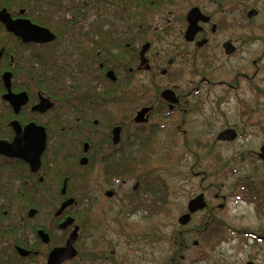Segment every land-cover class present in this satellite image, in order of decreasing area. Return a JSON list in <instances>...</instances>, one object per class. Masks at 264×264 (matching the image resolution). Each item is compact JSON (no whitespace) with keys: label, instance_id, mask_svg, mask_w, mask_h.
<instances>
[{"label":"flooded vegetation","instance_id":"flooded-vegetation-1","mask_svg":"<svg viewBox=\"0 0 264 264\" xmlns=\"http://www.w3.org/2000/svg\"><path fill=\"white\" fill-rule=\"evenodd\" d=\"M148 1L131 0L130 16L120 9L114 24L106 0H85L76 11L68 0L67 20L56 10H38L50 25L31 20L13 0H0L10 18L28 19L54 36L36 40L0 20V264H48L54 249H64L56 264H118L117 249L105 244L113 240L105 224L118 237L130 229L125 214L159 213L167 197L155 190L166 186L147 166L169 121L199 164L190 172L198 179L194 197L201 195L204 206L180 224L194 197L188 200L177 218L173 255L160 264H185L190 231L192 245L201 249L196 262L226 245L227 258L218 252L214 264H264V88L257 99L243 89L261 78L264 42L247 66L231 67L230 74L218 68L224 57L249 53L230 17L241 13L247 23L259 8L252 0ZM204 103L213 104L219 118L211 143L252 141V130L261 134L255 149L227 159L231 165L223 170L217 154L202 165L196 148L209 143L192 136L206 115ZM171 129L163 133L168 138ZM226 130H233V139L219 138ZM172 143L167 139L162 157ZM193 217L197 225L187 230Z\"/></svg>","mask_w":264,"mask_h":264},{"label":"rangeland","instance_id":"rangeland-1","mask_svg":"<svg viewBox=\"0 0 264 264\" xmlns=\"http://www.w3.org/2000/svg\"><path fill=\"white\" fill-rule=\"evenodd\" d=\"M250 4L254 5L255 8H259V13L249 22L245 23L242 21L243 15L241 16V13L238 15L234 14L230 17V24L233 26L232 30L234 36H238L241 40L243 39L242 41L246 44L245 48H249V53L244 54L238 52L235 55H232L231 59L227 58L226 61L224 57L218 65V68H222V72L219 71L221 73L230 74L231 71L229 69L231 67L237 69L239 66H247V59H252L261 51V44L264 42V10L262 9L264 8V0H252ZM244 25L250 27V29L242 28ZM174 40H178L177 43L178 45L180 44L177 37H174ZM263 88L264 67L261 69V78L257 77L243 89L250 91L249 94L253 97L256 96L255 98L257 99L258 93ZM207 89L211 90L210 87ZM210 94L211 93H207L206 91L203 93L205 96ZM205 96H203L204 99H206ZM244 103H248V100ZM249 105L253 106L257 104L252 101ZM202 113H206V115L202 116L201 124L193 126L191 132L193 138L196 137L200 140L202 139L204 143L210 144V147L208 144L203 148H196L198 150V156L201 155L202 157L203 155V158L200 161L203 162V166L211 164V161L216 160V157L214 156L217 154V158L219 156L218 159H222L219 161V165L221 166L225 163L223 166L224 168L220 167V169L223 170L226 168V165L228 167L231 165V163H228L227 159L245 155L247 151H252V149L257 147L258 142L260 141L258 140L257 142V137H261V134H258L256 130H252V134L254 133L253 135H255V137H252V141H244V139H240L238 142L229 145L224 143H211L210 141H213V138L218 131L216 122L219 118L214 117L216 114L213 112V104L209 105L204 103V105H202ZM165 125L167 126L164 130H161V135L158 137L157 144H155V152L151 156L147 167L154 169L156 171L155 176H158L160 183L164 182L166 186L165 189L163 187L159 190L156 189L155 195L159 191L158 196L166 193L167 198H165V203L161 202V204L157 206L158 209L156 211H159V213L156 212L151 214L147 210L144 211L140 209L134 214H125V219H123L122 222L126 223L130 229L123 230L118 237L113 235V232L115 231L113 226L108 225L106 222V233L112 237L113 240L110 242L105 241V244L107 245V250H109L110 247L112 249L114 247L117 249L118 264H160L165 262L169 256L171 257L173 255L171 252L175 250L173 236H175L180 229L177 223V218L185 212L188 200L194 197L197 193L198 179L193 177L190 170L198 169L199 164L194 162V157L189 156L185 147L182 146L183 142H181V135L178 134L177 130L171 129L173 128V122H165ZM166 129H171L170 138L163 134ZM242 131L245 132V130ZM174 132L177 134L175 135ZM167 139H170L173 143L167 148V156L162 157L161 155L165 150V142ZM187 146L193 148V144L189 142ZM230 179L231 178L228 177L222 180L225 186L229 185ZM165 190L166 192H164ZM226 192L227 189L223 188V193ZM197 222L198 218L193 217L187 226V230H192L197 225ZM127 239H129V241ZM152 239L156 241L153 246L150 244ZM195 239L196 236L192 234L191 231L187 233L188 250L183 253L185 255V264H214L218 252L223 254V258H227L228 247L222 245L224 250H207L205 252L206 258L202 261L196 262V257L201 249L200 246L194 247L192 245Z\"/></svg>","mask_w":264,"mask_h":264},{"label":"water","instance_id":"water-1","mask_svg":"<svg viewBox=\"0 0 264 264\" xmlns=\"http://www.w3.org/2000/svg\"><path fill=\"white\" fill-rule=\"evenodd\" d=\"M196 16H197V10L196 9L191 10L188 15V20L191 21L190 27H189L190 31H192L193 30L192 28L195 27L194 23H196V19H195ZM192 17L193 19H191ZM0 20L4 22V24L10 31L23 35V36H32V34H34L35 36L34 38L40 41H48V40L53 39L54 37L53 34L49 32V30H47V28L34 24L28 19L19 18V19L14 20L10 18L9 14H7L4 10L0 11ZM7 84H8V81H7ZM142 112H140V114ZM234 136L235 134L233 130H226V131H223L219 135V138L220 139H233ZM260 150H261L260 152H261L262 157H264V145H262ZM6 153L12 154L11 151H6ZM203 206H204V201L201 195H198L194 197L193 199H191L187 204L188 212L185 214H182L178 218V223L180 224L187 223L190 220V214L195 212L197 209L202 208ZM63 251L64 249H54L53 251H51L47 259L48 264H56L57 262L62 260L61 254Z\"/></svg>","mask_w":264,"mask_h":264},{"label":"trees","instance_id":"trees-1","mask_svg":"<svg viewBox=\"0 0 264 264\" xmlns=\"http://www.w3.org/2000/svg\"><path fill=\"white\" fill-rule=\"evenodd\" d=\"M17 5L18 8H23L25 12H27V15L31 18V20L38 22V23H46L52 25L48 21L49 16H45V18H41L38 14V10H42L45 12L46 15H50L54 10L57 11V14L60 18L65 17L67 20V11L70 9V7H67L68 0H13ZM70 1V0H69ZM74 2L75 7L73 8L75 11L77 9H80L83 5V2L85 0H71ZM88 1H94L95 4H99V0H88ZM140 4H143V2H146L147 5H149L148 0H139ZM130 7H131V0H106V14L108 18H112L114 20V24H116V21L119 18H116L115 14H118V10L122 9L125 11V16H130ZM144 7V6H143ZM143 7H140L139 9V15L140 19H144V16L142 14ZM113 16V17H111ZM123 18V19H124ZM130 17H128V20Z\"/></svg>","mask_w":264,"mask_h":264}]
</instances>
